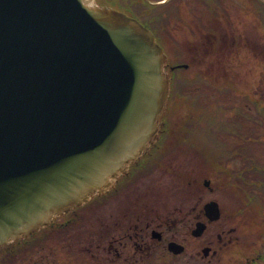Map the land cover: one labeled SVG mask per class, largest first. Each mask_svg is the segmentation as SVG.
I'll return each instance as SVG.
<instances>
[{
	"label": "water",
	"instance_id": "95a60500",
	"mask_svg": "<svg viewBox=\"0 0 264 264\" xmlns=\"http://www.w3.org/2000/svg\"><path fill=\"white\" fill-rule=\"evenodd\" d=\"M166 62L146 27L94 0H0V247L106 193L149 152Z\"/></svg>",
	"mask_w": 264,
	"mask_h": 264
},
{
	"label": "flooded vegetation",
	"instance_id": "af4514ba",
	"mask_svg": "<svg viewBox=\"0 0 264 264\" xmlns=\"http://www.w3.org/2000/svg\"><path fill=\"white\" fill-rule=\"evenodd\" d=\"M95 1L146 25L163 47L187 42L210 47L209 53L213 54L221 44L226 53L247 51L257 57L264 44V0H225L221 14L209 15L206 33L200 27V15L185 21L181 15L183 2L179 0L173 3L172 0ZM169 4H172L171 10L167 12ZM240 138L246 140L248 136ZM243 149L233 160L248 159L247 145ZM189 156L192 154L181 151L182 167L174 173L169 172L170 167L176 166L180 157H168L165 151H151L138 160L113 190L97 197L94 206L99 211L92 234L95 240L79 249L81 259L89 260L87 253L94 250L90 255L96 254L98 264H264V195L260 191L264 168H209V173L225 175V182H215L216 186L212 177L208 179L209 184L204 180L199 182V157L196 153L192 158ZM250 174L256 178L251 180ZM168 180L171 182L167 183ZM255 191L263 198L258 199ZM176 196L178 201L173 204ZM212 201L220 209L218 220H211L204 209ZM101 208H110L111 213L102 215ZM79 218L66 215L52 228L65 227L75 232ZM85 223L81 233L88 226ZM201 226L204 231L199 235L197 229ZM172 244L178 245L181 251L175 253L173 250L177 247L171 249Z\"/></svg>",
	"mask_w": 264,
	"mask_h": 264
},
{
	"label": "rangeland",
	"instance_id": "374dc122",
	"mask_svg": "<svg viewBox=\"0 0 264 264\" xmlns=\"http://www.w3.org/2000/svg\"><path fill=\"white\" fill-rule=\"evenodd\" d=\"M179 1L183 2L181 15L187 22H190L192 17L198 14L205 21L200 24L207 25L206 17H209L211 12L218 14V7L214 6L213 2L205 5L201 4V0H197L198 7L195 8V0ZM213 1L217 5H223L225 0ZM170 7L171 5L166 7V11H170ZM179 44L181 46H167L171 65L189 64L188 69L176 71L178 79L182 82L173 81L174 95L168 116L172 130L169 131L167 141V143L170 141L168 145L171 146V149L166 148L163 151L168 152V157L177 156L180 158L177 160L176 166H169V172L178 173L182 167V145L176 146V144L184 140L189 141L193 147L191 149L194 151L193 153L203 157V160L197 163L200 183L204 178L211 177L214 185L225 182V175L217 176V172L209 173L207 172L209 168L243 166L264 168V44L261 47L262 50L259 49L257 57L247 51L246 53L242 51L234 54L226 53L221 44L215 47L213 54H208L210 47H197L187 42ZM229 71H231L232 77ZM232 122H236L237 127L233 126ZM229 124L233 127H227ZM218 129H221L223 133L219 134ZM228 129L234 130L242 137L252 135L260 143H247V139L232 135ZM245 145H247L248 159L245 161L243 159L241 161L239 158L233 160L231 149ZM199 148L205 150L206 156L199 152ZM241 152L243 153V150ZM189 157L192 158V156ZM212 157H216L218 160L213 163ZM251 172L249 171V173ZM255 178V174H250L251 180ZM170 182V180L167 181V183ZM174 182L177 180L175 179ZM261 186L260 191L264 195L263 182ZM257 191L260 192L259 188ZM257 191L254 193L258 199L263 198L262 194L259 195ZM178 198V196L174 198L173 204L178 201ZM98 211L94 203L76 211L75 215L80 218L75 224V232L69 231L65 227L61 232L45 229L42 233L29 239L27 243L24 242L26 244L21 243L17 246L14 244L13 247L0 251V264H98V260L95 259L96 254L90 255L95 252L94 250L87 253L89 260L86 261L81 259L79 251L85 244L95 240L92 234L96 227L95 215L98 214ZM100 211L102 215L111 213L110 208L106 210L101 208ZM89 215L90 219L85 218ZM85 222L88 226L81 233L80 229L82 226L85 227ZM84 236L88 240H85ZM86 248H90V245H87ZM25 249L26 251H23Z\"/></svg>",
	"mask_w": 264,
	"mask_h": 264
},
{
	"label": "trees",
	"instance_id": "16d2710c",
	"mask_svg": "<svg viewBox=\"0 0 264 264\" xmlns=\"http://www.w3.org/2000/svg\"><path fill=\"white\" fill-rule=\"evenodd\" d=\"M180 82H182L180 79H178ZM175 81H176V79H175ZM176 144V143H175ZM182 145V147H181V150H191L193 147L190 145V143H189V141H187V140H184V141H181V143L180 142H178L177 144H176V146H181ZM171 149V148H170ZM263 182H264V180H263ZM252 198H254V196H252ZM23 251H26V249L25 250H23Z\"/></svg>",
	"mask_w": 264,
	"mask_h": 264
}]
</instances>
